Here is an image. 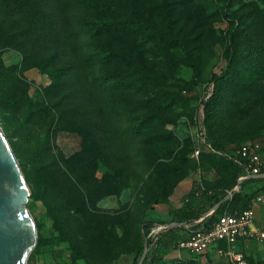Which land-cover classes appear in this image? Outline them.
<instances>
[{
  "label": "rangeland",
  "instance_id": "1",
  "mask_svg": "<svg viewBox=\"0 0 264 264\" xmlns=\"http://www.w3.org/2000/svg\"><path fill=\"white\" fill-rule=\"evenodd\" d=\"M98 1L108 7L106 20L114 28L95 43L109 50L121 69H130L139 59L155 72L163 67L167 94L183 100L166 111V124L148 131L143 149H129L125 158L94 139L86 121L67 123L48 136L52 116L37 118L39 123L26 121L0 106V129L31 192L28 209L38 243L28 264H133L143 258L140 224L170 223L189 203L199 210L210 206L212 197L227 194L240 173L234 159L242 148L257 149L264 172V0H234L227 10L217 0ZM234 16L246 22L262 50L253 49L258 75L245 79L238 97L222 96L217 103L210 127L224 146L218 149L205 122L214 92L207 82L227 67ZM128 20H153L161 28L170 26L173 39L185 37L201 70L200 83H192L193 70L180 48L167 49L162 64L153 44L140 47L134 38L119 35L115 28ZM88 51L82 47L84 55ZM23 57L20 49L0 48L5 67L20 65ZM21 78L30 84L28 97L35 107L49 103L47 75L31 69ZM155 106L150 111L158 116L160 105ZM201 134L217 153L207 151ZM197 149L204 151L199 159L193 156ZM251 191L249 184L243 186V193ZM158 196L168 205L145 213L147 202ZM233 208L241 209L238 204ZM255 215L264 228V205ZM244 251L252 264H264V245L251 242ZM196 259L193 264H226L212 251Z\"/></svg>",
  "mask_w": 264,
  "mask_h": 264
},
{
  "label": "trees",
  "instance_id": "2",
  "mask_svg": "<svg viewBox=\"0 0 264 264\" xmlns=\"http://www.w3.org/2000/svg\"><path fill=\"white\" fill-rule=\"evenodd\" d=\"M217 1L222 10L234 4V0ZM153 2L164 4L166 0ZM108 16V7L98 0H0V48L14 47L24 55L18 66L5 67L0 60V106L9 112L22 114L26 121L39 123L37 118L52 116L48 136L52 129L61 130L67 123L86 121L94 139L105 141L113 154L125 158L129 156V149L132 152L143 149L148 131L151 133L157 124H166V111L181 105L183 99L167 94V71L163 67L155 72L139 59L131 63L130 69H121L112 53L95 43L99 35L114 28L113 23L106 20ZM115 29L119 35L134 38L140 47L153 44L162 64L166 61L167 49L174 46L180 48L193 70L192 83H200L201 70L191 56L188 41L185 37L173 39L170 26L161 28L153 20H128ZM229 37L227 67L207 82L214 85V92L206 105L205 122L218 149L224 146L216 140L217 132L210 127L217 103L222 96L238 97L246 87L245 79L258 75L259 65L253 49L262 50L239 16L231 20ZM83 46L89 49L87 55L82 52ZM31 69L51 79V85L46 89L50 98L48 104L35 107L28 97L30 84L21 75ZM156 103L160 105L157 109L160 113L153 116L154 110H150L156 107ZM239 170L236 183L227 194L221 198L212 197L210 206L199 210L189 203L173 222L193 223L220 205L208 218L210 225L227 211L237 213L239 209L233 208L235 204L241 207L239 212L250 209L254 194L248 195L243 191L235 195L232 203L224 202L228 192L238 185ZM251 182L254 181H248ZM260 182L263 186L257 191H264V180ZM167 205V200L158 196L147 202L144 212ZM159 224L166 223L140 224L142 257L148 231ZM176 241L173 232L165 235L159 248L151 256L148 255L143 264H193L198 257L186 261L166 258L167 253L175 248ZM141 260L133 264H140Z\"/></svg>",
  "mask_w": 264,
  "mask_h": 264
},
{
  "label": "built area",
  "instance_id": "3",
  "mask_svg": "<svg viewBox=\"0 0 264 264\" xmlns=\"http://www.w3.org/2000/svg\"><path fill=\"white\" fill-rule=\"evenodd\" d=\"M203 136L204 134H201V140L207 151L217 153L203 139ZM203 153V150L197 149L193 156L199 159ZM234 162L241 169V176L237 187L228 192V197L224 202L232 203L235 195L242 192V185L248 183L249 180L258 181L263 186V182H260V180H264L263 163L257 149L242 148ZM239 184L241 188L238 187ZM253 194L250 209L235 214H230L227 211L210 225L208 218L217 211L220 205L193 223L177 224L172 222L152 226L147 233V256H151L159 248L160 241L165 235H170L179 228L184 232V237L175 243L173 250L177 252H188L195 257H200L214 250L226 264H252L245 251L242 250V245L251 242L264 245V229L255 227L253 211L254 207L264 205V191H255Z\"/></svg>",
  "mask_w": 264,
  "mask_h": 264
},
{
  "label": "water",
  "instance_id": "4",
  "mask_svg": "<svg viewBox=\"0 0 264 264\" xmlns=\"http://www.w3.org/2000/svg\"><path fill=\"white\" fill-rule=\"evenodd\" d=\"M30 197L23 173L0 129V264H28L37 246L36 224L28 209ZM147 251L146 245L140 264Z\"/></svg>",
  "mask_w": 264,
  "mask_h": 264
},
{
  "label": "crops",
  "instance_id": "5",
  "mask_svg": "<svg viewBox=\"0 0 264 264\" xmlns=\"http://www.w3.org/2000/svg\"><path fill=\"white\" fill-rule=\"evenodd\" d=\"M246 184H249L250 185V188L252 189V191L248 194V195H251L253 194L255 191H257L258 189H260L262 187V184L259 183L258 181H254V182H251V183H246ZM243 191V190H242ZM258 207L259 206H256L253 208V211H254V215H255V212H256V209L258 210ZM260 211V210H259ZM258 211V212H259ZM260 213V212H259ZM262 217V216H261ZM173 222V221H172ZM170 222V223H172ZM255 227L258 228V229H264L262 228V226H260V222H258L257 218H256V215H255ZM173 236L178 240V239H181L184 237V232H182V230L180 231H176L175 233H173ZM250 245V243H246L244 245H242V250L244 251L246 247H248ZM212 252H215L214 250H211ZM209 251V252H211ZM207 252V253H209ZM206 253V254H207ZM166 258L169 259V260H183V261H186V260H192L195 258V256L191 255L190 253L188 252H177L175 250H172L170 252L167 253L166 255ZM223 261V260H222Z\"/></svg>",
  "mask_w": 264,
  "mask_h": 264
}]
</instances>
